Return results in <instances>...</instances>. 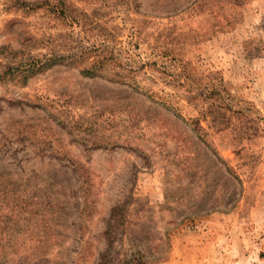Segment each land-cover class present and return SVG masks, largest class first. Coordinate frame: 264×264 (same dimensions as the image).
Returning <instances> with one entry per match:
<instances>
[{"label":"rangeland","instance_id":"374dc122","mask_svg":"<svg viewBox=\"0 0 264 264\" xmlns=\"http://www.w3.org/2000/svg\"><path fill=\"white\" fill-rule=\"evenodd\" d=\"M9 1L0 47L104 44L149 59L151 94L70 64L0 78V264H264V0H74L75 30Z\"/></svg>","mask_w":264,"mask_h":264},{"label":"trees","instance_id":"16d2710c","mask_svg":"<svg viewBox=\"0 0 264 264\" xmlns=\"http://www.w3.org/2000/svg\"><path fill=\"white\" fill-rule=\"evenodd\" d=\"M9 3L24 11H35L42 8L53 18L73 27V30L76 29L75 26L81 28L84 26L79 12L81 7L76 6L74 0H10ZM0 58L1 79H10L24 84L31 77L50 67L70 64L78 66L81 74L85 76H101L111 81L128 83L136 89L151 94V90L140 78V73L150 64L149 59L141 63L133 59L124 60L117 55L114 49L104 44L91 45L81 52L66 49L61 53L41 52L37 54L32 53L30 48L11 47L9 44H4L0 47ZM183 65L178 74H172V77L176 76L173 77L174 80H181V76L183 78L186 64ZM162 102L167 104L165 99Z\"/></svg>","mask_w":264,"mask_h":264},{"label":"crops","instance_id":"0c3cea01","mask_svg":"<svg viewBox=\"0 0 264 264\" xmlns=\"http://www.w3.org/2000/svg\"><path fill=\"white\" fill-rule=\"evenodd\" d=\"M217 241H213L212 245L215 246ZM199 251L185 250L182 252L172 251L169 258L160 264H197L199 260L205 259L210 264V259Z\"/></svg>","mask_w":264,"mask_h":264}]
</instances>
